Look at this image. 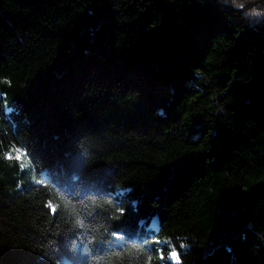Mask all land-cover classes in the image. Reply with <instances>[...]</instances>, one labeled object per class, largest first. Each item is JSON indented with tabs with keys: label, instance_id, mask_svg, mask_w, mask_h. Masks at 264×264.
Returning a JSON list of instances; mask_svg holds the SVG:
<instances>
[{
	"label": "trees",
	"instance_id": "obj_1",
	"mask_svg": "<svg viewBox=\"0 0 264 264\" xmlns=\"http://www.w3.org/2000/svg\"><path fill=\"white\" fill-rule=\"evenodd\" d=\"M250 1L0 0V264H264Z\"/></svg>",
	"mask_w": 264,
	"mask_h": 264
},
{
	"label": "clouds",
	"instance_id": "obj_2",
	"mask_svg": "<svg viewBox=\"0 0 264 264\" xmlns=\"http://www.w3.org/2000/svg\"><path fill=\"white\" fill-rule=\"evenodd\" d=\"M239 7H241V8H243V5L241 4V5H238ZM251 13L253 14V15H261V14H264V9H260V8H253L252 10H251ZM7 83H8V85H9V87L11 86V81H7ZM5 96H6V93L4 94ZM13 146H15V145H13ZM13 146H12V148H11V150L13 149ZM16 147V146H15ZM5 159H7V157L5 156ZM29 162H30V158L27 156V155H25V157H24V160H23V162H20L19 163V166H20V168L21 169H24L25 167H27L28 165H29ZM53 203H54V201H53ZM57 207H59V205L57 204ZM66 207H71L70 205H68V204H66ZM118 211H120L121 212V214H123V211L124 210H118ZM77 223H79V224H82V221H80L79 219H77ZM120 234L119 233H113V236H119ZM188 245L185 243V242H181V244H180V247L181 248H185V247H187ZM178 253L177 252V249H175V247H172V249H171V252H170V254H169V259L173 262V264H181V260H180V256H178V258H173L172 257V255H171V253ZM158 255H159V258L160 259H164V256H163V253H162V251L161 250H158ZM152 259H153V257L151 256V255H149L148 257H147V260H146V262H145V264H151V261H152Z\"/></svg>",
	"mask_w": 264,
	"mask_h": 264
},
{
	"label": "snow or ice",
	"instance_id": "obj_3",
	"mask_svg": "<svg viewBox=\"0 0 264 264\" xmlns=\"http://www.w3.org/2000/svg\"><path fill=\"white\" fill-rule=\"evenodd\" d=\"M19 155V160L20 162H23L25 155H27L26 151L22 148H17L15 146H13V149L10 153H6L5 156L9 159H15L16 156ZM28 156V155H27ZM137 202H133V206H136ZM49 209L50 211H52L53 213L55 212V205L52 204L51 202L49 203ZM172 257L178 258L179 254L178 253H171Z\"/></svg>",
	"mask_w": 264,
	"mask_h": 264
},
{
	"label": "water",
	"instance_id": "obj_4",
	"mask_svg": "<svg viewBox=\"0 0 264 264\" xmlns=\"http://www.w3.org/2000/svg\"><path fill=\"white\" fill-rule=\"evenodd\" d=\"M254 1H256V0H251L250 2H248L247 4H245V6H247V5H250L251 3H253ZM245 6H243V7H245ZM237 9H242L241 7H239V8H237Z\"/></svg>",
	"mask_w": 264,
	"mask_h": 264
},
{
	"label": "rangeland",
	"instance_id": "obj_5",
	"mask_svg": "<svg viewBox=\"0 0 264 264\" xmlns=\"http://www.w3.org/2000/svg\"><path fill=\"white\" fill-rule=\"evenodd\" d=\"M259 0H256V1H254L253 3H251L250 5H252V4H254V3H256V2H258Z\"/></svg>",
	"mask_w": 264,
	"mask_h": 264
}]
</instances>
